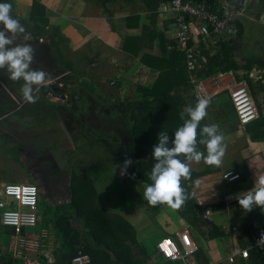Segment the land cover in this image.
Returning a JSON list of instances; mask_svg holds the SVG:
<instances>
[{
	"label": "rangeland",
	"instance_id": "obj_1",
	"mask_svg": "<svg viewBox=\"0 0 264 264\" xmlns=\"http://www.w3.org/2000/svg\"><path fill=\"white\" fill-rule=\"evenodd\" d=\"M39 1L47 7L51 31L50 35L40 39L33 34V22L29 18L33 0H13L15 6L13 4L14 10H12L11 14L31 34V39L26 42L22 37L18 36L16 43H28L33 47L35 53L32 67L46 72L48 79L40 87L39 91H34L33 94L38 99L33 104L22 98L20 88L23 81H11L6 73L0 72L2 81L14 86L11 90H5L4 88L2 91L0 90V102H2L1 99L9 98L10 100L13 94L16 99L14 102L16 103L15 106L21 107L9 118L0 121V128L14 123L18 126L23 122L22 126L17 127L18 131L16 129L12 131L9 127L10 131L4 129V132L10 133V136L4 135L0 137V191L3 184L8 183H32L40 189L44 214L35 232L40 233V235L46 234L48 237H53V240L45 238L44 244L49 242L53 244L52 253L54 255L53 249L58 247V240L53 236L54 229L50 218H48V213L51 212L55 205L68 203L71 193L70 191L69 193L68 191L66 193H57L53 190L50 192L49 189L44 188L42 183L40 184L38 176L40 175V167L43 165L41 155L44 153L49 166H52L53 169L55 167L54 170L62 175L61 179L65 182L70 181V175L73 172L90 177L98 192L99 202L107 210L112 220L121 225L127 224L129 227L128 233L133 234L130 236L124 233L127 237L126 243L129 247V253L133 259L141 260L145 251H147L149 255L146 257V264H149V261L152 263L157 262L160 257L154 245L157 236L162 232V229L166 228L164 226V218L160 217H166L169 223H174L178 216L186 218L185 215L180 214L188 211L178 212V210L160 205L159 211L156 212L154 207L143 199V192L148 184L130 177L127 173L121 175V167L118 166L117 160L109 148V145L116 147V149L119 147L118 140L111 133L110 125H108L112 121L109 118L106 122L103 121V111L107 114H113L114 119L118 115L111 105L112 103L119 104L123 102L128 104V102L139 101L141 98L136 95L139 89L135 87L133 81L126 83V90L120 89L113 82L112 76L104 75L106 73H104L103 69L92 70L91 63L84 56L87 50L82 54V50L71 49L70 39L67 38L68 41L63 43L58 36L53 34V28L57 27L56 17L60 16V13L63 12L62 9L65 8L70 0ZM2 2H5V0H0V3ZM6 2L10 3L9 1ZM262 2L251 0L249 3H253L251 5L252 8L258 5L257 9L263 10L264 3ZM10 4L12 5V3ZM246 11L249 12L250 10ZM253 18L256 19V17ZM241 21L242 24L240 26L243 35L241 34L236 38V40L241 41L234 51L237 54L235 59L238 58L240 62H237L245 66L249 61H257V59L264 61V29L259 28L258 21L256 23L244 18ZM51 39H54L55 43L60 44L58 47L59 51L61 50V54L56 48H52L50 56L47 57L38 48L42 43L50 44ZM62 59L71 63L73 68H67V62L64 60L61 62L60 60ZM253 71L255 73L254 79L260 82L264 81L263 68L255 65ZM243 73L245 72L241 70L238 75L242 76L244 75ZM259 75H261V78ZM60 82L64 84L61 85ZM47 85L60 88L63 95H78V101L72 97V101L68 102L66 99L67 101L63 103L61 99L59 100V98L54 97L50 93L42 94L41 88ZM136 98L138 100H135ZM104 101H108V104H105ZM72 103L76 104L75 109L70 110L68 108L63 111V108L70 107ZM34 106L43 109L42 114L38 111L33 112L31 108ZM71 120L79 121L80 123L76 122L73 124L69 122ZM61 121L63 122L62 124ZM81 121L84 123H81ZM99 122L105 123V126L97 128ZM17 132L21 133L22 139L16 137ZM104 133H106L107 142L96 145V140ZM92 142L95 145H91ZM145 160L152 166L155 163L152 153H147ZM53 169L51 170L54 171ZM240 210L242 213L240 217L246 216L247 213L242 208ZM187 214L189 216L191 212ZM74 226L80 233H88L84 229V222L75 219ZM11 241V233L0 224V249L4 261L14 257L10 251ZM41 250L50 252L48 246ZM204 252L205 250L200 252L199 248L198 253H200V256L206 257ZM195 256L194 254L193 257ZM38 257L40 259L43 258V256H41L42 258ZM15 259L21 262V259Z\"/></svg>",
	"mask_w": 264,
	"mask_h": 264
},
{
	"label": "crops",
	"instance_id": "obj_2",
	"mask_svg": "<svg viewBox=\"0 0 264 264\" xmlns=\"http://www.w3.org/2000/svg\"><path fill=\"white\" fill-rule=\"evenodd\" d=\"M157 1L70 0L62 9L63 12L60 13V16L56 17V24L61 33L70 39L71 49L82 50V54L87 50L84 56L91 63L92 70L103 69L106 73L104 75L112 76L113 82L122 90H126L129 81H133L135 87L139 89L136 95L142 98V89L152 88L158 79L161 68L157 69L150 65L156 64V59L163 56L164 48L167 50L168 55L161 63L163 70L169 71L173 70L174 67L184 65L178 59H173L169 55L177 36L175 19L167 11V5L170 1L159 0V3ZM193 1L206 3L217 11L227 9L236 11L238 14V29H242L240 25L243 18L258 21L259 28L264 29V9L258 10V5L252 8L253 3H249L251 0ZM259 1L264 3V0ZM253 17L259 19L256 20ZM238 36L240 35L237 34L231 37L235 42V49L241 41L236 40ZM192 38L193 43L198 48V53H200L201 45L204 44L205 49H210L211 54H213L212 48L219 41L214 37L203 38L198 34L197 27L193 28ZM228 39L230 38L226 40ZM242 40L244 42L243 38ZM124 47L127 48V51L124 50ZM234 57H237V54L234 53ZM236 59L240 62L238 58ZM257 62L264 63L260 59H257ZM185 72L187 74L188 71ZM220 74L203 80L208 82L209 79L217 78ZM188 75L190 77L189 72ZM93 76L95 77V75ZM254 76L255 73L252 70L249 74L251 82L246 83L258 109L259 116L261 114L263 119L261 122L256 119L245 126L240 125L230 98V89L233 88V85L239 83L235 75V82L218 83L217 86H213L211 89L212 97L207 109L208 115L201 122V128L206 124H216L224 134L226 153L223 157L222 166H208L203 161L199 164H191V171L203 173L202 176L187 183L188 193L192 202L200 209L202 219L195 220L191 211L192 216L191 214L186 215L185 212L180 214L185 215L186 218L177 215L178 217L174 223H169L166 217H160L164 218L166 228L162 229V232L157 236L155 248L162 237H171L177 240L178 233L188 231L200 250H205L204 254L211 264H229L227 258L231 249L235 246H241L240 239H247L243 232V222L248 213L246 216L242 215L243 217H240L242 213L237 198L250 191L255 186L256 179L264 175V134L260 138L252 139V135L258 128L264 131V81L260 82L254 79ZM259 76L261 78V75ZM0 87L11 90L14 86L4 83L0 76ZM171 95L175 106L179 108L180 112L185 107L195 106L194 90L190 80L179 83L172 90ZM135 100H138V98ZM1 101L0 121L6 120L21 108L15 106L16 99L13 94L11 100L6 98L1 99ZM31 110L33 112L38 111L41 114L44 111L36 106L32 107ZM185 119H187V116H185ZM11 126V124L2 126L0 137L6 134L4 129L7 131L9 127L12 128ZM199 132L198 129V137H200ZM200 151L206 154L203 149ZM228 172L239 174L240 178L234 182H229L223 178V175ZM207 210L210 211V215L205 217ZM212 225L221 228L223 232L222 236L213 240L208 237ZM53 236L55 237V233ZM52 245L51 243V250ZM56 249L54 248L53 252ZM148 255L149 253L144 254L141 259L144 264H146ZM53 258L55 260L54 255ZM183 263L199 264L193 256ZM149 264H160V262L152 263L149 261Z\"/></svg>",
	"mask_w": 264,
	"mask_h": 264
},
{
	"label": "trees",
	"instance_id": "obj_3",
	"mask_svg": "<svg viewBox=\"0 0 264 264\" xmlns=\"http://www.w3.org/2000/svg\"><path fill=\"white\" fill-rule=\"evenodd\" d=\"M6 1L12 3V10H14L15 4L13 0ZM163 1L169 2L171 0ZM29 18L33 22V34L37 38L40 39L50 35V18L47 15V7L41 1L33 0ZM52 32L63 43L68 41L61 33L59 27H54ZM241 33L242 29H239L238 35H241ZM50 42L51 45L40 44L38 49L42 50L43 54L47 57L50 56L52 48H56L61 54V50L59 51L58 47L60 44L55 43L54 39H51ZM234 43L233 38L228 40L219 39L214 48H212L213 54H211L210 49H205L204 44L201 45L199 49L200 69L197 71L199 80L220 73H233L239 83L251 82L249 74L254 66L259 65L261 68H264V63L260 64L257 61H249L246 66L239 64L234 57ZM124 50L127 51V48L124 47ZM167 55V50L164 48L163 56L156 59V64L150 65L157 69L161 68L154 86L150 89H142V98L137 102H128V104L119 103L118 105L121 107L119 106L116 109L118 115L115 116V119L113 114L106 116V118L112 121L110 122L111 133L117 138L119 143L118 149L109 145L118 166L121 167L126 159H130L133 163L128 167L126 173L145 184L151 183L149 174L152 168V165L145 160V155L153 152L154 145L158 143V134L160 132L167 133L171 141L174 138L175 131L184 123L180 117L181 112L179 108L175 106L171 92L179 83L189 80L191 82L188 72L187 74L185 72L188 71L185 53L177 50L176 42L169 55L173 59H178L184 65L174 67L173 70L169 71L163 70L161 63L167 58ZM63 60L60 61L62 62ZM64 61L67 62V68H73L71 63L66 60ZM241 70L245 72L242 76L238 75V72ZM0 90L2 91L3 89L0 87ZM104 102L108 103V101ZM126 107L128 108L126 109ZM68 108L73 110L72 106H70L63 108V111ZM258 119L260 122L263 121L261 114ZM263 134L264 131L258 128L252 135V139L260 138ZM96 141V145L107 142L106 133L102 134ZM91 145H95L94 142ZM201 149L206 151L203 145L198 144V150ZM124 154H128V157L125 158ZM202 174L191 171V179L182 182V187L189 198L178 212L183 210L191 211L195 220L202 219V213L196 207V204L192 202L187 190V183L202 176ZM70 188V201L61 205H55L51 209V212L48 213L56 240H58V247L54 253V264H72V260L80 253L88 254L91 258V264H144L140 259H133L129 253V247L126 243L127 237L124 233L130 236L133 234L128 233L129 227L127 224L121 225L112 220L107 210L99 202L98 192L91 178L87 175H78L73 172ZM159 208L160 205L154 207L156 212L159 211ZM75 219L84 222V229L87 230V234L80 233L74 226ZM243 225V232L247 236V240L240 239V244L243 248H246L250 246L253 238L264 229V209L261 210L259 207L254 208L252 212L248 213ZM222 235L221 228L215 225L210 227L208 233L210 239L213 240ZM198 252L195 254L197 263L202 264V260L204 262L206 259L204 264H209L210 261L206 257L200 256ZM145 254H148L147 251H145ZM1 259L2 251L0 249V264L21 263L14 257L6 261L3 259L1 261ZM44 261L46 262L45 259ZM159 262L162 264L167 261L160 258ZM166 264H182V262H167ZM239 264H264V250L250 249L249 258L240 259Z\"/></svg>",
	"mask_w": 264,
	"mask_h": 264
},
{
	"label": "built area",
	"instance_id": "obj_4",
	"mask_svg": "<svg viewBox=\"0 0 264 264\" xmlns=\"http://www.w3.org/2000/svg\"><path fill=\"white\" fill-rule=\"evenodd\" d=\"M167 11L175 19L176 48L185 53L186 67L194 86L195 104L199 98L210 100L213 86H217L218 83L235 82V78L233 73H221L219 77L209 79L208 82L198 79L197 71L200 69V61L198 48L192 41L193 28L197 27L198 34L203 38L214 37L218 40L231 38L238 34V14L232 9L217 11L206 3L193 0H171L167 5ZM230 98L241 126L259 118L258 109L246 82L233 85L230 89ZM223 178L234 182L240 178V175L228 172L223 175ZM43 214L40 190L35 184H3L0 191V224L11 233L10 251L14 258L21 259L20 264H52L55 262L51 242L44 244L45 238L52 240L53 237L35 232L42 221ZM209 215L210 211L207 210L205 217ZM47 246L50 252L41 250ZM250 249L264 250V229L253 238L249 247H233L227 258L228 263L239 264L240 259H248ZM198 250V246L188 231L178 233L177 240L164 237L156 244L159 257L167 262L187 261ZM38 256H43V258L40 259ZM72 264H91V258L88 254L80 253L72 260Z\"/></svg>",
	"mask_w": 264,
	"mask_h": 264
},
{
	"label": "clouds",
	"instance_id": "obj_5",
	"mask_svg": "<svg viewBox=\"0 0 264 264\" xmlns=\"http://www.w3.org/2000/svg\"><path fill=\"white\" fill-rule=\"evenodd\" d=\"M11 12L10 3L6 0L0 3V72L6 73L11 81H23L20 88L22 98L34 104L38 97L33 93L47 82L48 74L32 67L34 49L30 44L16 43L18 36L26 42L31 39V34ZM210 103L208 98H199L194 107H185L180 113L184 123L175 131L171 141L167 133L158 134V143L152 152L155 163L149 174L151 183L143 192V199L150 206L165 205L179 210L189 198L182 181L191 179V164L203 161L208 166H222L226 153L224 134L216 124H206L201 128ZM198 144L204 146L206 154L198 150ZM132 163L130 159L123 162L121 175L126 174ZM237 199L245 213L252 212L256 207L264 209V175L256 179L250 191Z\"/></svg>",
	"mask_w": 264,
	"mask_h": 264
},
{
	"label": "flooded vegetation",
	"instance_id": "obj_6",
	"mask_svg": "<svg viewBox=\"0 0 264 264\" xmlns=\"http://www.w3.org/2000/svg\"><path fill=\"white\" fill-rule=\"evenodd\" d=\"M238 31H239V29H238ZM61 83V85L62 84H64L63 82H60ZM54 89H55V91L56 92H58V96L56 97V96H54V97H56V98H59V100L61 99L62 100V102L64 103V102H66L67 100H68V102L69 101H72V97H73V99H76L75 97L76 96H78V95H73V94H71L72 96H68V95H63V94H61V92H62V90L60 89V88H56V87H54ZM64 97V98H63ZM67 99V100H66ZM76 101H78L77 99H76ZM105 103V102H104ZM73 105H74V103H72V104H70V106H72V108H73ZM113 107H114V110H116V109H118L119 108V106L120 105H118V104H116V103H112L111 104ZM121 107V106H120ZM63 112V111H62ZM102 112V111H101ZM104 113H103V116H104V118H103V121H105L106 122V120L108 119V118H106V116H111V114L109 113V114H107L105 111H103ZM63 115H64V113H63ZM66 120V119H65ZM68 121V120H67ZM26 122V121H25ZM70 123H73V124H75L76 122H78V123H80L79 121H75V120H71V121H69ZM23 122H21V124H22ZM63 122L61 121V124H62ZM81 123H84L83 121H81ZM21 124H19L18 126H16V124L14 123V124H11L12 126V131L14 130L15 131V129H16V131H18L17 130V127H19V126H22ZM108 125H110V124H108ZM103 126H105V123H101V122H99V124H98V126H97V128H101V127H103ZM9 130V129H8ZM10 131V130H9ZM20 131V130H19ZM6 134L5 135H7V136H10V133H8V132H5ZM16 137H19V138H23V136H21V133H19V132H17L16 133ZM125 155V154H124ZM42 161H43V165L40 167V172H39V176H38V180L40 181V184L42 183L43 185H44V188L45 189H49L50 190V192L53 190L54 192H62V193H66L67 191H68V193H69V191H70V186H71V180H72V174L70 175V181L69 182H65L64 180H62L61 179V174L58 172V171H56V170H54L55 169V167H54V169H53V167L51 166H49V164L47 163V157H46V155L43 153L42 155ZM40 156V157H41ZM51 169H53L54 171H52ZM77 174V173H76ZM59 179H61L60 181H58ZM40 190V189H39ZM63 191H65V192H63ZM41 203H43V200L41 199Z\"/></svg>",
	"mask_w": 264,
	"mask_h": 264
},
{
	"label": "water",
	"instance_id": "obj_7",
	"mask_svg": "<svg viewBox=\"0 0 264 264\" xmlns=\"http://www.w3.org/2000/svg\"><path fill=\"white\" fill-rule=\"evenodd\" d=\"M41 93L42 94L50 93L53 96H56V97L58 96V92H56L55 89H54V87L53 86H50V85H47V86L42 87L41 88ZM75 98L78 100V96H76ZM75 108H76V104L73 105V109H75ZM124 157L127 158L128 155L125 154Z\"/></svg>",
	"mask_w": 264,
	"mask_h": 264
}]
</instances>
